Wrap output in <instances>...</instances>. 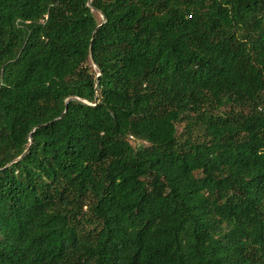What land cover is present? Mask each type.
I'll return each mask as SVG.
<instances>
[{"label": "trees", "instance_id": "trees-1", "mask_svg": "<svg viewBox=\"0 0 264 264\" xmlns=\"http://www.w3.org/2000/svg\"><path fill=\"white\" fill-rule=\"evenodd\" d=\"M0 264H264V0H0Z\"/></svg>", "mask_w": 264, "mask_h": 264}, {"label": "rangeland", "instance_id": "rangeland-1", "mask_svg": "<svg viewBox=\"0 0 264 264\" xmlns=\"http://www.w3.org/2000/svg\"><path fill=\"white\" fill-rule=\"evenodd\" d=\"M143 142L142 141H133V144L135 145V146H138V145H140V144H142Z\"/></svg>", "mask_w": 264, "mask_h": 264}, {"label": "water", "instance_id": "water-1", "mask_svg": "<svg viewBox=\"0 0 264 264\" xmlns=\"http://www.w3.org/2000/svg\"><path fill=\"white\" fill-rule=\"evenodd\" d=\"M91 1V0H90Z\"/></svg>", "mask_w": 264, "mask_h": 264}]
</instances>
